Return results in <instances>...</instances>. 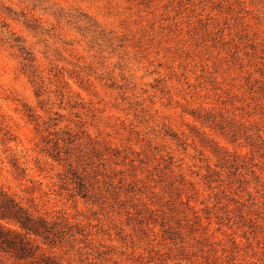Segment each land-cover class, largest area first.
Listing matches in <instances>:
<instances>
[{"label": "rangeland", "instance_id": "374dc122", "mask_svg": "<svg viewBox=\"0 0 264 264\" xmlns=\"http://www.w3.org/2000/svg\"><path fill=\"white\" fill-rule=\"evenodd\" d=\"M0 264H264V0H0Z\"/></svg>", "mask_w": 264, "mask_h": 264}, {"label": "trees", "instance_id": "16d2710c", "mask_svg": "<svg viewBox=\"0 0 264 264\" xmlns=\"http://www.w3.org/2000/svg\"><path fill=\"white\" fill-rule=\"evenodd\" d=\"M20 50L22 51V53H25L26 55L29 54V53H27L26 48L24 46H20Z\"/></svg>", "mask_w": 264, "mask_h": 264}]
</instances>
